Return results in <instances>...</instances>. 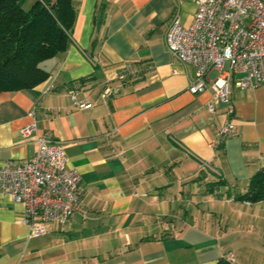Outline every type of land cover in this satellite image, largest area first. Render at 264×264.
Here are the masks:
<instances>
[{"label": "crops", "instance_id": "obj_1", "mask_svg": "<svg viewBox=\"0 0 264 264\" xmlns=\"http://www.w3.org/2000/svg\"><path fill=\"white\" fill-rule=\"evenodd\" d=\"M73 3L68 50L41 64L49 78L0 92V167L30 161L38 136L62 142L81 174L79 209L30 238L24 207L1 200L0 264H264V202L235 201L264 169V88H238L236 75L232 115L207 110L211 90L189 92L196 70L166 34L176 15L190 26L192 0ZM107 86L119 94L105 100Z\"/></svg>", "mask_w": 264, "mask_h": 264}, {"label": "built area", "instance_id": "obj_2", "mask_svg": "<svg viewBox=\"0 0 264 264\" xmlns=\"http://www.w3.org/2000/svg\"><path fill=\"white\" fill-rule=\"evenodd\" d=\"M192 1L197 7L192 23L185 27L178 15L173 18L166 34L167 50L182 64L195 68L189 92L211 90L213 100L207 110L214 113L224 103L232 115L229 87L236 75L241 76L235 82L238 88H264V0ZM214 71L217 77L211 79ZM119 92L107 86L102 95L108 100ZM73 101L77 109L93 106L75 95ZM36 130L34 123L21 133L28 138ZM234 131L235 125L229 122L220 135ZM36 143L38 149L30 161L0 167V201L8 197L24 207L23 223L30 227V238L47 235L50 224L65 225L80 205L81 174L68 167L65 144L46 135L38 136ZM226 259L236 262L234 254Z\"/></svg>", "mask_w": 264, "mask_h": 264}, {"label": "trees", "instance_id": "obj_3", "mask_svg": "<svg viewBox=\"0 0 264 264\" xmlns=\"http://www.w3.org/2000/svg\"><path fill=\"white\" fill-rule=\"evenodd\" d=\"M0 0V92L29 90L45 82L41 64L66 52L75 24L74 0ZM100 18V15L97 17ZM235 201L264 202V169ZM220 264H235L223 259Z\"/></svg>", "mask_w": 264, "mask_h": 264}, {"label": "rangeland", "instance_id": "obj_4", "mask_svg": "<svg viewBox=\"0 0 264 264\" xmlns=\"http://www.w3.org/2000/svg\"><path fill=\"white\" fill-rule=\"evenodd\" d=\"M33 2H34V0H29L27 5H26V8H29Z\"/></svg>", "mask_w": 264, "mask_h": 264}]
</instances>
